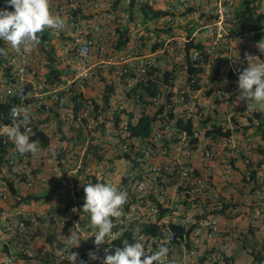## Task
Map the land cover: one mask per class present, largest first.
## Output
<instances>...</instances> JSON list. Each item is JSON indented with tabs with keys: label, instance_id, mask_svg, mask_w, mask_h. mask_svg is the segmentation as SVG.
Listing matches in <instances>:
<instances>
[{
	"label": "built area",
	"instance_id": "2783aa9c",
	"mask_svg": "<svg viewBox=\"0 0 264 264\" xmlns=\"http://www.w3.org/2000/svg\"><path fill=\"white\" fill-rule=\"evenodd\" d=\"M143 1L161 15L149 20L132 18L128 11L123 15L117 0H50V11L65 21L63 30H47L55 65L65 70L61 79H49L51 59L40 45L17 53L3 42L0 205L15 203L10 185L14 190L21 185L26 194L48 187L51 177L42 173L47 165L61 174L65 189L50 205L34 204L32 211L20 206L15 213L14 206V213L6 214L0 206V264H32L39 257L35 236L50 231L58 237L71 229L94 246L88 252L97 259L85 264H103L130 227L144 237L147 251L166 246L177 264H237L227 250L240 238L225 236L216 215L243 217L248 211L242 208L252 206L250 225L257 228L264 220V158L252 160L264 146V109L258 102L251 109L237 102L238 77L248 66L245 54L264 60L257 47L264 37L242 29L245 0ZM252 7L264 34V0ZM125 28L128 40L118 46ZM86 88L94 93L86 95ZM13 105L23 109L32 140L38 133L50 139L36 157L19 154L3 135ZM143 116L156 119L150 139L129 138V128ZM237 162L248 168L243 207L227 208L216 193V179L223 188L236 186ZM89 183L113 184L128 196L124 215L113 221L115 240L99 248L90 214L83 211ZM42 205H49L47 213L40 212ZM163 209L167 213L159 221ZM148 224H158L156 235L142 234ZM172 225L194 227L191 241L203 232L208 240H221V248L201 252ZM63 247L55 243L51 259L70 264ZM253 251L263 256L253 264H264V238Z\"/></svg>",
	"mask_w": 264,
	"mask_h": 264
},
{
	"label": "clouds",
	"instance_id": "9594fccd",
	"mask_svg": "<svg viewBox=\"0 0 264 264\" xmlns=\"http://www.w3.org/2000/svg\"><path fill=\"white\" fill-rule=\"evenodd\" d=\"M6 5V8L0 9V41L17 53L31 52L41 43V37L46 30L60 31L65 27V21L50 11V0H6ZM8 7L14 10L9 11ZM257 47L264 52V40ZM6 55L7 50L0 48V56ZM245 58L248 66L238 77L237 102H245L247 109L253 108L258 102L264 109V60L248 53ZM22 114L23 109L20 106L11 107V124L4 126L3 135L14 144L19 154L30 153L36 157L41 151L40 142L30 138V129L24 127ZM83 190V211L90 214L94 244L97 248L105 243L110 244L115 240L113 229L116 224L113 221L120 220L124 215L123 205L127 203V192L105 183H89L84 185ZM133 239L135 243L129 245L126 241L123 249L117 248L114 255H106L103 264H162V261L163 264H177L175 259H169V249L166 246L161 245L154 252H149L145 249L143 236L134 234ZM80 244V237L71 229L70 234L65 236L62 249L65 260L70 264H77L79 253L72 249L79 248ZM89 256L92 260L97 259L95 253L90 252ZM80 264H84V261L81 260Z\"/></svg>",
	"mask_w": 264,
	"mask_h": 264
},
{
	"label": "trees",
	"instance_id": "16d2710c",
	"mask_svg": "<svg viewBox=\"0 0 264 264\" xmlns=\"http://www.w3.org/2000/svg\"><path fill=\"white\" fill-rule=\"evenodd\" d=\"M258 2V0H245L244 1V10L239 14V19L241 21L242 29L244 31L248 32H255V37L254 38H263L264 34L260 32L261 30V25L260 21L254 20V9L252 5ZM122 3V0H117L116 5H120ZM128 12L130 13V16L132 18L140 17L142 16L143 19L149 20V19H155L159 15H161V12L158 10H154L151 7L147 5L146 2L143 0H129L128 2ZM6 0L4 3V8H6ZM9 11H12L14 9L8 7ZM121 36L118 41V46H123L126 44L128 38H126L127 32L126 28L124 31H121ZM39 35V34H38ZM53 40V36L46 30L42 37H41V43L39 44L41 48L48 53L51 59V65L49 66L50 70V75L49 79H58L63 73L65 72L64 69L58 68V66L55 65L56 61V53L54 50L53 45L51 44ZM0 48H3V41H0ZM4 56H0V65L4 64ZM61 79V78H59ZM107 94L108 92L104 93V98L107 100ZM117 119H119V114L117 115ZM156 119L151 116H143L139 119L138 123L134 126H131L129 128V138L131 139H137L140 141H148L152 135L153 128H154V123ZM36 140L40 142L41 147H47L49 145L50 139L47 138L43 133H38L35 137ZM92 144V143H91ZM252 178L255 180L256 179V171L253 172ZM77 180H75L76 182ZM256 181V180H255ZM10 188L12 191L15 193V200L18 201V204H25V205H31L32 203H41V204H50L52 203L57 195L60 193L61 189L63 188V184L57 179L52 182V184L47 188H45V191L41 194H29L26 196L20 197L18 195V190L15 187H12L10 185ZM81 199V198H80ZM81 202V201H80ZM82 203V202H81ZM166 210H161L160 215H159V221L166 215ZM172 229L176 233L178 237H186L188 241V245L191 246V240L190 237L194 231V227H191L190 229L186 230L182 228L179 225H172ZM159 226L158 224H148L145 225L142 228V234L144 235H156L158 233ZM253 232V230H251ZM134 232L132 231V228L130 227V230L127 232H124L117 240L114 241L113 245L116 248L123 249L124 247V242H134L135 240L133 239ZM93 245H87L84 250L82 251L81 257L78 259V264H80V261H84V264L87 262L89 254L88 251L93 249ZM251 256L253 258L254 262H262L263 256L260 252L255 253L253 250L251 251Z\"/></svg>",
	"mask_w": 264,
	"mask_h": 264
},
{
	"label": "crops",
	"instance_id": "0c3cea01",
	"mask_svg": "<svg viewBox=\"0 0 264 264\" xmlns=\"http://www.w3.org/2000/svg\"><path fill=\"white\" fill-rule=\"evenodd\" d=\"M45 72H47V71H45ZM85 93H86V95L91 96L92 93H94V92H92V89L86 88ZM81 133L79 132L77 134V139L81 138V136H82ZM71 140L74 141V137ZM69 141H64V142H62V144H67V143H69ZM263 158H264V146L263 147L258 146L257 150L252 155V160L254 162H258V161L262 160ZM247 170H248L247 166H245L241 162L236 163V166H235V172H236L235 178L237 181L236 186L229 185L227 188H225V187L223 188L221 181L216 179V187H215L216 193L219 196L220 200L226 204L227 208L228 207H236V206L243 207L242 198L245 195L244 190H246V188L244 187V184H245V176H246ZM42 173L45 175H50V177L54 176L55 177V178L53 177L54 179L61 177V174L58 171H53V169L49 165L44 167V171ZM62 184H63V182H62ZM166 185L170 189L171 192L174 191L173 182H168ZM64 187L65 186L63 185V188L61 190L65 189ZM242 187H243V190H242ZM16 189L18 190L19 196L21 193H24V192H22L23 188L21 185H17ZM241 190L243 193H241ZM44 191H45V188H39V189L33 191L31 194H33V193H35V194L41 193L42 194ZM178 198H179V196H178ZM253 199H255V198L253 197ZM255 200H257V199H255ZM34 204L40 205L41 203H32L31 205H26V206L20 204L18 207H15V213L19 209L20 206H24L26 210H27V208H29V210L31 209V211H32V210H34V209H32V208H34ZM49 205H42V208L40 206L39 207L40 212L41 213H45V212L47 213V211H48L47 209H49ZM0 206L2 207V209L5 210L6 214H13L14 213L13 209L11 207L7 206L6 204H1ZM242 209H245L248 212H247L246 216L244 215L243 217H238L237 219H230L229 220V219H227V217H228L227 214L226 215H223V214L216 215V217L219 221L221 230L223 231L225 236H230V235H236L237 236L238 235L240 238V241L234 242L230 246V248L227 250V254L232 256L233 258H235L236 252H238L237 254L239 257L242 256L241 254H239L237 247H238V245H243L244 240H245V236L240 234V230L242 228L243 229L246 228L247 224L250 225V219L252 218V206H249L248 208L243 207ZM42 211H45V212H42ZM56 211L63 214L65 210L63 207L58 206ZM170 221H172L174 223L177 221V218L176 219L173 218ZM263 227L264 226L262 224H260V226H257V228L262 229V230H263ZM254 231H258V230L255 229ZM69 234L70 233L62 232L60 234V236L56 237L50 231H47V232L41 231L40 235L35 236V240H34V247L38 251L39 257L35 261H33L32 264H60V263H58L57 260L51 259L52 257H51L50 253H51V250H52L55 243H61L62 245H64L65 236H67ZM198 235H200L199 238H202L203 243L206 244V242H207L208 247H211L212 250H218L221 248V243H222L221 240H215V239L208 240L206 238L205 234H203V232H201V234H198ZM198 235L196 234V237ZM80 239H81L80 247L74 248L76 250V252L79 253V258L81 257L82 251L87 246L83 242L84 238L80 237ZM258 240H260L259 243H261L262 238H258V236H255L254 242L257 243ZM197 242H198V238L193 237V240L191 241V243L198 244ZM131 244L132 243H129V245H131ZM204 247L206 250L207 249L206 245H204ZM176 249H177L176 252L177 251H178V253L181 252V249L179 247H176ZM176 252H175V254H177ZM88 254H89V252H88ZM243 254H245V253H243ZM89 259H90V256L88 257V260ZM238 259H240V258H238ZM77 264H78V260H77ZM237 264H242V263L237 262Z\"/></svg>",
	"mask_w": 264,
	"mask_h": 264
},
{
	"label": "rangeland",
	"instance_id": "374dc122",
	"mask_svg": "<svg viewBox=\"0 0 264 264\" xmlns=\"http://www.w3.org/2000/svg\"><path fill=\"white\" fill-rule=\"evenodd\" d=\"M4 3H5V0H0V9H4ZM127 3H128V0H122V5H121V14L125 15V13L127 12ZM124 19V17H121V22H123L122 20ZM54 176L51 177L50 179V185L52 184L53 181H55L56 179L53 178ZM58 181H60L59 178H57ZM47 188V187H46ZM26 195H29V194H26L25 192L24 193H21L20 194V197L22 196H26ZM8 205H11L12 208L15 206V207H18L19 204H18V201L15 200V203H12V204H8ZM228 217L227 219H237L238 217L236 215H233V214H227ZM261 224L264 226V220L261 222ZM255 229H257L258 231H254ZM242 230V231H241ZM240 230V234L244 235L245 236V240H244V243L243 245H238L237 249L239 251V254H241L242 256L239 257L238 256V252H236L235 254V259H237V262H241L242 264H253L254 261L252 259V256H251V251L255 248V246H257L259 244V241H257V243L254 242L255 240V236H258V238H264V227H263V230L262 229H259V228H254L250 225L247 224L246 228H242ZM253 230V232L251 231ZM260 236V237H259ZM200 235H198L196 238H198V244H196L197 246V250H200L201 252L204 251L205 247L204 245H206L207 248L208 245H207V242L206 244L203 243L202 241V238H199ZM257 244V245H256ZM245 253V254H243ZM240 258V259H238Z\"/></svg>",
	"mask_w": 264,
	"mask_h": 264
}]
</instances>
